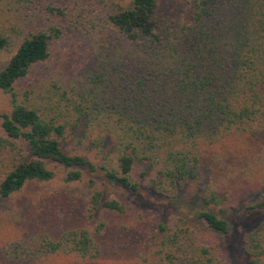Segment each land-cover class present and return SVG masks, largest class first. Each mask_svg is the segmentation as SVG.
I'll return each mask as SVG.
<instances>
[{"label": "trees", "instance_id": "obj_1", "mask_svg": "<svg viewBox=\"0 0 264 264\" xmlns=\"http://www.w3.org/2000/svg\"><path fill=\"white\" fill-rule=\"evenodd\" d=\"M177 1L0 0V199L35 220L16 257L230 264L189 216L114 194L192 186L220 234L216 205L254 188L264 208V0ZM243 251L264 264V222Z\"/></svg>", "mask_w": 264, "mask_h": 264}, {"label": "rangeland", "instance_id": "obj_2", "mask_svg": "<svg viewBox=\"0 0 264 264\" xmlns=\"http://www.w3.org/2000/svg\"><path fill=\"white\" fill-rule=\"evenodd\" d=\"M172 1L173 0H171V2ZM178 1L177 8L180 9L184 7L187 0ZM68 35H71V33ZM74 40H76L74 36L66 38L63 41L64 44H60L59 51H66L68 49L67 45H72ZM7 106V97L0 93V112L5 110ZM259 193V190L254 188L251 190H245L241 195H237L236 198H232L227 202L223 201L219 205H216L215 210L221 216H224L229 222V231L225 234H220L208 229L202 220L198 218L197 213L202 201L199 193L193 189L192 186L185 188L180 193L177 200H169L161 197L148 190L146 185L142 186L141 191L138 194L125 190L123 191L119 188L114 190V194L119 196L124 202L143 208L146 211L161 213L163 216H167L172 212L189 216L201 227L206 229L211 237L220 241L230 264H253L251 259L243 251V242L247 233L255 229L260 223L264 222V208L250 207L258 200ZM8 209V200L0 199V264H67L68 258L57 253L45 255L38 259H24L22 257L24 256L23 254L16 257L17 250L9 247V242L19 235L24 237L34 234L33 221L35 220L27 219V221H23L22 225H27L28 229L22 231V229H18L16 226H13V224L8 222V219L6 218V212ZM17 253L21 254L19 251Z\"/></svg>", "mask_w": 264, "mask_h": 264}]
</instances>
